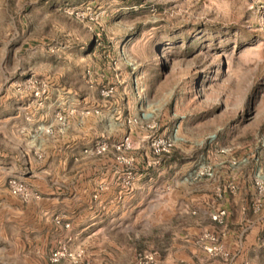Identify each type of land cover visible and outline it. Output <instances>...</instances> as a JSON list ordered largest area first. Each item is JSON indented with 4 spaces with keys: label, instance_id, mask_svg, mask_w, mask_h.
Listing matches in <instances>:
<instances>
[{
    "label": "rangeland",
    "instance_id": "rangeland-1",
    "mask_svg": "<svg viewBox=\"0 0 264 264\" xmlns=\"http://www.w3.org/2000/svg\"><path fill=\"white\" fill-rule=\"evenodd\" d=\"M4 117L0 150L32 173L9 175L27 198L0 185V264H264V0H0ZM177 123L183 140L145 168L149 139ZM124 136L127 189L112 148ZM98 141L104 154L81 153ZM198 165L211 177L183 182ZM105 175L118 203L41 202Z\"/></svg>",
    "mask_w": 264,
    "mask_h": 264
},
{
    "label": "built area",
    "instance_id": "built-area-1",
    "mask_svg": "<svg viewBox=\"0 0 264 264\" xmlns=\"http://www.w3.org/2000/svg\"><path fill=\"white\" fill-rule=\"evenodd\" d=\"M123 65L128 70V73L130 75V86L131 89L134 92L140 91L139 86V78L136 75L137 66L136 64L131 61L128 58L123 59ZM111 89H100L99 95L100 96H107L108 93H110ZM34 96H37L38 93L34 92ZM88 115L87 110L84 113H81L80 116ZM140 119H144L143 115H140L139 118L133 119V120H127V123H135L136 121H140ZM54 122L58 125L63 124L64 117L60 114H55L54 116ZM44 133H48V128L45 130L43 129ZM148 139V138H146ZM183 139L178 133V123L171 126L169 133L165 136H157L149 139L148 147H149V153L152 156L151 161H145L144 167L147 169H153L156 166H159L164 156H166L171 148L174 146L176 142H181ZM215 140V134H209L204 138V141L211 143ZM130 141L128 136H124L120 139V141L112 146L113 151H115V161L118 165L125 167V171L120 176V188L127 189L130 188L133 184L134 178H135V171L133 167V159L132 158H126L120 154H123L124 152L128 151L130 149ZM107 150V145L103 141L95 142L93 145L82 148L81 153L85 157H92V156H100L104 154ZM37 159L40 158L39 155H36V153H33ZM119 154V155H118ZM211 172L208 166L204 165H198L194 169L191 170L188 174H186L182 181L185 183H192L199 181L201 179H209L211 177ZM6 187L10 195L12 196H19L24 198H27L28 192L26 188L16 179L9 178L6 181ZM101 186H98L97 190H101ZM96 196H93V199ZM224 212L221 210L217 212L216 214L211 216V220L217 223H220V219L223 216ZM64 228H67L68 225L64 224ZM203 249L207 252L211 251V248H204ZM214 249V248H213ZM63 256V254H54L52 255L53 258L57 259V256L59 257ZM144 259L146 261H151L150 256H144Z\"/></svg>",
    "mask_w": 264,
    "mask_h": 264
},
{
    "label": "crops",
    "instance_id": "crops-1",
    "mask_svg": "<svg viewBox=\"0 0 264 264\" xmlns=\"http://www.w3.org/2000/svg\"><path fill=\"white\" fill-rule=\"evenodd\" d=\"M8 117H4V118H0V127H2V129H5L6 126V121H7ZM1 129V128H0ZM0 137H2L4 140H7L9 137L8 135L3 134L0 131ZM6 157V153L3 150H0V185H2L5 180L7 178H10V174H12L13 172L16 174H20L21 176H24L25 174H31V168H32V164L30 161H27V163H24L22 160V156H20L19 153H16L14 155V157ZM15 159V160H14ZM34 163V167L36 169L37 166L38 167H43V162H41L40 164L36 163V162H32ZM14 170V171H12ZM84 171V172H83ZM82 173L84 174H88L89 173V169H85L83 168ZM43 172V171H42ZM143 174H141V177ZM84 177L86 178V175H84ZM84 179V178H83ZM107 179V175H105L104 179H100V181L95 185L94 188L90 187L89 182L86 181H80V178L77 177V180L74 178V186H73V191H74V195L73 196H68L67 198H63L60 196L59 193L56 192L55 187H52V196L49 198H42L41 202H45L47 204H57V203H68L69 205H76V206H86V205H107L109 202H111V200H114V202L118 203V200H121L120 196L117 197H108L107 194L113 190L116 189L117 185L111 186V185H107L105 186L103 184L104 180ZM80 181V182H79ZM103 181V182H102ZM102 182V183H101ZM110 183V182H108ZM98 186H101V190H97ZM42 191H44V189H42ZM43 194V192H41ZM111 193V192H110ZM96 196L93 199V196ZM219 196V195H217ZM111 200H110V199ZM109 199V200H108ZM219 208H224L227 211V205L226 204H219L218 205ZM83 215H90L87 214L86 212H83ZM96 216V215H95ZM93 216V217H95ZM72 216H69V218ZM93 217H90L88 220L89 222L93 219ZM92 224H82L79 229V231H85L86 229H88V227H90Z\"/></svg>",
    "mask_w": 264,
    "mask_h": 264
}]
</instances>
